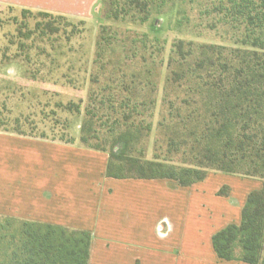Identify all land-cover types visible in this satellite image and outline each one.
<instances>
[{"label": "trees", "instance_id": "obj_1", "mask_svg": "<svg viewBox=\"0 0 264 264\" xmlns=\"http://www.w3.org/2000/svg\"><path fill=\"white\" fill-rule=\"evenodd\" d=\"M171 1L105 0V19L144 24ZM211 10L208 13L217 15L224 25L242 31L239 47L182 40L173 45L175 55L169 60L158 123L164 151L155 144L152 157H146L143 133H150L151 126L140 119L138 108L155 101L137 95L144 91L142 82L136 86L125 82L122 69L112 63L92 66L89 82L96 90L88 97L78 142L107 153V178L167 180L178 187L201 182L208 173L260 181L261 188L246 197L240 222L216 232L211 244L220 261L264 264V0H214ZM37 16L42 20L36 21L35 29L41 36L59 33L62 19L42 23L48 15ZM66 26L71 28L68 38L84 32L82 26L67 21ZM119 38L101 26L98 54L104 46L118 44ZM108 67L114 78L103 82L100 78ZM143 85L147 88L146 81ZM58 106L71 116L81 114L80 105ZM103 118L104 123L98 124ZM3 132L47 139L16 128ZM51 140L75 143L73 137ZM218 195L227 196V188ZM88 247L85 232L0 218V264H86Z\"/></svg>", "mask_w": 264, "mask_h": 264}, {"label": "crops", "instance_id": "obj_2", "mask_svg": "<svg viewBox=\"0 0 264 264\" xmlns=\"http://www.w3.org/2000/svg\"><path fill=\"white\" fill-rule=\"evenodd\" d=\"M66 15L95 0H0ZM108 155L75 142L0 131V217L85 232L86 264H227L212 236L240 222L261 182L220 173L189 187L167 180L112 179ZM227 188V196L218 192Z\"/></svg>", "mask_w": 264, "mask_h": 264}, {"label": "rangeland", "instance_id": "obj_3", "mask_svg": "<svg viewBox=\"0 0 264 264\" xmlns=\"http://www.w3.org/2000/svg\"><path fill=\"white\" fill-rule=\"evenodd\" d=\"M213 1L172 0L154 11L144 24L107 21L105 0H95L86 12L71 11L66 15L25 10L0 2V131L16 128L49 140L73 137L78 142L88 97L96 90L89 82L92 66L95 62L104 66L112 63L111 66L122 69L125 78L118 76L125 82H132L134 86L142 82L145 92L137 95L155 101L154 105L138 108L140 119L151 126L150 133H143L146 157H152L155 144L164 151L158 123L163 110L164 83L170 71L169 60L175 55L173 45L182 40L239 47L242 31L224 25L217 15L208 13L212 12ZM41 14L48 15L42 23L51 18L62 19L58 34H39L35 25L42 20L37 16ZM66 21L82 26L84 32L68 38L71 28L66 26ZM101 26H107L120 38L115 46H104V52L100 51L99 55L97 40ZM106 72L100 78L103 82L114 78L111 67ZM68 103L80 105L81 114L71 116L59 110V104ZM15 119L20 121L18 125ZM104 121V118L98 120V124ZM102 133L107 135L105 130Z\"/></svg>", "mask_w": 264, "mask_h": 264}]
</instances>
